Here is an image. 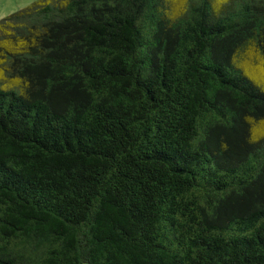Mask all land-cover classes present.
<instances>
[{
	"label": "trees",
	"instance_id": "16d2710c",
	"mask_svg": "<svg viewBox=\"0 0 264 264\" xmlns=\"http://www.w3.org/2000/svg\"><path fill=\"white\" fill-rule=\"evenodd\" d=\"M0 264H264V0L1 18Z\"/></svg>",
	"mask_w": 264,
	"mask_h": 264
},
{
	"label": "rangeland",
	"instance_id": "374dc122",
	"mask_svg": "<svg viewBox=\"0 0 264 264\" xmlns=\"http://www.w3.org/2000/svg\"><path fill=\"white\" fill-rule=\"evenodd\" d=\"M34 0H0V19L20 9Z\"/></svg>",
	"mask_w": 264,
	"mask_h": 264
}]
</instances>
